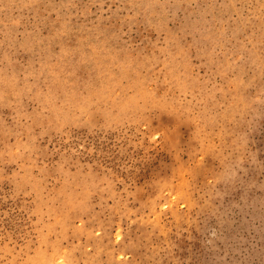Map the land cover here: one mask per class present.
<instances>
[{"label":"rangeland","instance_id":"obj_1","mask_svg":"<svg viewBox=\"0 0 264 264\" xmlns=\"http://www.w3.org/2000/svg\"><path fill=\"white\" fill-rule=\"evenodd\" d=\"M0 264H264V0H0Z\"/></svg>","mask_w":264,"mask_h":264}]
</instances>
